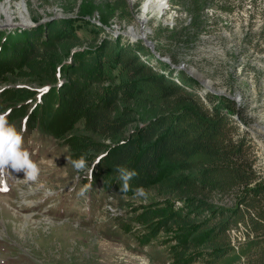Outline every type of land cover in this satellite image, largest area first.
<instances>
[{
	"label": "rangeland",
	"instance_id": "rangeland-1",
	"mask_svg": "<svg viewBox=\"0 0 264 264\" xmlns=\"http://www.w3.org/2000/svg\"><path fill=\"white\" fill-rule=\"evenodd\" d=\"M8 1L15 17L13 7L19 0ZM25 2V22L17 17L11 23L0 19V33L11 46L16 30L25 29L13 25L30 22L26 29H31L52 17L75 22L80 47L85 48L119 37L130 43L129 30L137 33L136 38L145 31L141 37H146L161 56L173 65L192 69L211 91L222 93L217 97L232 101L234 112L228 116L227 137L243 143L242 163L248 165L253 180L264 184V139L260 133L264 127V0H167L163 17L147 13L144 24L138 20L143 0ZM186 25L184 42L175 44L169 30L179 31ZM89 26L99 28V33ZM114 32H124L127 37L114 36ZM138 43L143 45L141 40L131 44ZM4 49L0 61L6 59L10 48ZM149 62L155 65L154 59ZM2 76L0 73L4 109L0 113H7L8 122L22 131L23 147L40 172L36 181H26L23 170L9 168L10 190L0 195V264H171L168 249L175 244L173 235L161 234L147 242L142 240L143 227L136 222L140 208L156 200V195L122 196L112 183H104L103 167L96 165L94 156L80 155L68 140L56 142L47 133L52 130L60 136L63 132L64 116L54 108L55 95L49 93L52 87L9 82L12 76ZM23 90L30 96H18ZM203 90L198 82L188 87L210 109L211 103L205 100L208 93ZM81 157L86 167L77 170L72 161ZM233 195L228 191L211 199L228 207ZM259 204V211L264 212V196ZM245 233L239 224L229 231V240L232 244L243 241Z\"/></svg>",
	"mask_w": 264,
	"mask_h": 264
},
{
	"label": "trees",
	"instance_id": "trees-1",
	"mask_svg": "<svg viewBox=\"0 0 264 264\" xmlns=\"http://www.w3.org/2000/svg\"><path fill=\"white\" fill-rule=\"evenodd\" d=\"M74 23L65 18L17 29L13 46L0 33V54L10 48L0 61L2 78L6 73L9 82L51 86L54 108L63 112V132L47 133L56 142L68 140L80 155L94 156L104 183L120 195L140 194L138 189L156 195L140 208L136 222L147 242L173 235L171 264H264V212L259 211L264 184L242 163L243 143L227 137L232 101L207 92V109L188 91L197 82L142 44L119 37L80 47ZM187 29L169 30L175 44L184 42ZM118 167L136 173L126 191ZM228 191L234 192L228 207L211 199ZM239 224L244 240L232 244L229 231Z\"/></svg>",
	"mask_w": 264,
	"mask_h": 264
},
{
	"label": "clouds",
	"instance_id": "clouds-1",
	"mask_svg": "<svg viewBox=\"0 0 264 264\" xmlns=\"http://www.w3.org/2000/svg\"><path fill=\"white\" fill-rule=\"evenodd\" d=\"M22 131H17L14 125L7 120V113H0V176L9 172V168L25 173L26 181H36L39 176V166L32 160L31 154L23 147ZM73 167L83 170L86 163L83 157L72 161ZM120 179L123 181V190L128 189V182L136 175L135 172L118 167ZM141 195L142 189L137 190Z\"/></svg>",
	"mask_w": 264,
	"mask_h": 264
},
{
	"label": "bare ground",
	"instance_id": "bare-ground-1",
	"mask_svg": "<svg viewBox=\"0 0 264 264\" xmlns=\"http://www.w3.org/2000/svg\"><path fill=\"white\" fill-rule=\"evenodd\" d=\"M13 8H14L13 12L15 14V17L13 16V14L10 13V3L8 0H4L2 3H0V19L4 18V20H6L7 23H11L12 20H14L17 17L20 18L23 22H25L27 20L26 18L28 15V7L25 0H19L17 3L14 4ZM166 9H167V0H143L142 11L138 18L139 23L144 24L147 21L148 19L147 13L151 16H155L156 18L161 19L163 17V14L165 13L164 10ZM129 33L132 35L130 36V38L136 41L135 39H137L138 37L136 38L133 36L137 35V33L131 32V30H129ZM143 34H145V31L141 32V36ZM141 36L139 37L146 38ZM260 133L262 135V138L264 139V127L261 129ZM262 154L264 155V152Z\"/></svg>",
	"mask_w": 264,
	"mask_h": 264
},
{
	"label": "water",
	"instance_id": "water-1",
	"mask_svg": "<svg viewBox=\"0 0 264 264\" xmlns=\"http://www.w3.org/2000/svg\"><path fill=\"white\" fill-rule=\"evenodd\" d=\"M55 17H52V18H49V19H44L42 22L38 23V24H34V26H37L39 24H42V23H47L48 21H51V20H54ZM31 23H23V22H20L19 24H16V25H13L12 27H19V28H27ZM163 24H166V22H163ZM30 27V26H29ZM119 34H122L123 36H126L127 35L122 32V33H119V32H114L113 35L114 36H117ZM136 41L137 40H141L143 42V45L150 51V53L158 60H160L161 62L167 64L168 66H170L171 69H174L175 71H183L189 78L195 80L198 82V84H200L202 87H203V92L204 93H207V92H210L216 96H220V92H214L213 90L211 91L209 86L207 85V83L205 81H201L199 80L196 76V73L190 69V70H186L185 69V66L183 64L181 65H173L172 63H170L169 59L167 57H164V56H161L157 51L154 50L152 44L146 39V38H140L138 37L137 39H135ZM129 42H134V40H130ZM70 60V58L68 59Z\"/></svg>",
	"mask_w": 264,
	"mask_h": 264
}]
</instances>
